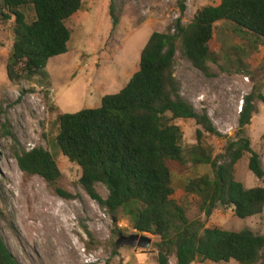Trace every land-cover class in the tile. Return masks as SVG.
Wrapping results in <instances>:
<instances>
[{"label": "trees", "instance_id": "1", "mask_svg": "<svg viewBox=\"0 0 264 264\" xmlns=\"http://www.w3.org/2000/svg\"><path fill=\"white\" fill-rule=\"evenodd\" d=\"M186 0H180L181 12ZM83 0H0V20H13L14 43L6 66L11 82L31 81L50 58L67 53L71 31L66 21L81 10ZM113 25L117 17L111 12ZM220 21L234 31L264 39V0H220L198 9L188 24L178 19L174 33L153 32L140 55L139 70L117 93L103 96L101 105L59 116L54 146L82 170L80 182L98 205L113 214L122 211L133 229L160 238L158 264L211 261L264 264V233L246 227L227 230L206 227L215 209L233 208L247 219L264 212V186L246 187L236 180L238 162L249 154V169L264 178V166L247 134L255 93L246 96L233 139L225 152L213 155L203 136H223L207 112H198L181 94L175 76L177 44L182 55L210 75L216 61L210 43ZM263 101H264V97ZM179 119L199 126L197 142L187 145ZM23 172L43 177L57 195H75L57 185L61 178L56 156L43 146L17 154ZM170 161L181 165H210L208 174L191 178L175 198ZM103 185L108 195L97 190ZM0 264H20L1 234Z\"/></svg>", "mask_w": 264, "mask_h": 264}, {"label": "rangeland", "instance_id": "2", "mask_svg": "<svg viewBox=\"0 0 264 264\" xmlns=\"http://www.w3.org/2000/svg\"><path fill=\"white\" fill-rule=\"evenodd\" d=\"M83 0L80 11L66 21L71 31L68 52L52 57L31 81L11 82L7 62L14 43L13 20H0V211L1 234L20 264H158L160 241L152 238L149 248L122 246L120 234H142L133 229L122 211L102 209L84 190L82 170L55 146L59 116L101 105L103 96L119 92L139 70L140 55L153 32L174 33L176 21L188 24L194 13L220 0ZM111 12L117 17L114 27ZM216 61L210 75L203 74L181 52L175 57V76L181 94L200 113L207 112L223 136L205 133L203 142L213 155L225 152L235 137L241 107L255 93L247 134L264 166V39L234 31L220 21L210 43ZM187 145L197 142L199 126L192 119H179ZM43 146L55 154L61 178L57 185L75 195L64 199L39 175L23 172L16 154L21 149ZM249 154L236 165L235 178L246 187L264 186L249 169ZM175 198L186 183L205 174L213 177L210 165H181L170 161ZM106 197L108 190L97 185ZM115 219V221H114ZM206 227L227 230L250 228L264 233V212L241 219L234 209L218 207ZM170 264H177L175 255ZM193 264H217L211 261ZM238 264L232 260L228 263ZM258 264H263L262 262Z\"/></svg>", "mask_w": 264, "mask_h": 264}, {"label": "water", "instance_id": "3", "mask_svg": "<svg viewBox=\"0 0 264 264\" xmlns=\"http://www.w3.org/2000/svg\"><path fill=\"white\" fill-rule=\"evenodd\" d=\"M151 245H152V238L139 233L131 234V235L120 234L118 240L116 241L117 247L132 246V247L149 248L151 247Z\"/></svg>", "mask_w": 264, "mask_h": 264}, {"label": "built area", "instance_id": "4", "mask_svg": "<svg viewBox=\"0 0 264 264\" xmlns=\"http://www.w3.org/2000/svg\"><path fill=\"white\" fill-rule=\"evenodd\" d=\"M240 110H242V107H241V109Z\"/></svg>", "mask_w": 264, "mask_h": 264}]
</instances>
